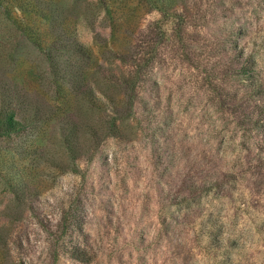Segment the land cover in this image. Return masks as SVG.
I'll use <instances>...</instances> for the list:
<instances>
[{
    "label": "rangeland",
    "instance_id": "rangeland-1",
    "mask_svg": "<svg viewBox=\"0 0 264 264\" xmlns=\"http://www.w3.org/2000/svg\"><path fill=\"white\" fill-rule=\"evenodd\" d=\"M0 264H264V0H0Z\"/></svg>",
    "mask_w": 264,
    "mask_h": 264
},
{
    "label": "trees",
    "instance_id": "trees-1",
    "mask_svg": "<svg viewBox=\"0 0 264 264\" xmlns=\"http://www.w3.org/2000/svg\"><path fill=\"white\" fill-rule=\"evenodd\" d=\"M239 56H240V61H241V60H242V58H243V57H242V56H243V53H242V52H239ZM247 60H248V59H247ZM246 63H248V61H247ZM246 63H245V64L243 63V64H244V65H243V67H244V68L246 67V66H245V65H246ZM248 66H249V65H248ZM244 70H245V69H244ZM10 124L12 125V124H13V122H10ZM14 124H16V123L14 122Z\"/></svg>",
    "mask_w": 264,
    "mask_h": 264
}]
</instances>
